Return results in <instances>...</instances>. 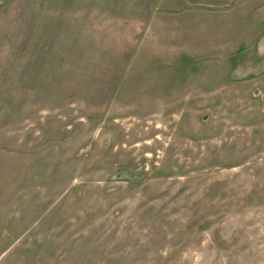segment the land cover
<instances>
[{"label": "rangeland", "instance_id": "obj_1", "mask_svg": "<svg viewBox=\"0 0 264 264\" xmlns=\"http://www.w3.org/2000/svg\"><path fill=\"white\" fill-rule=\"evenodd\" d=\"M166 1L0 0V264H264V23Z\"/></svg>", "mask_w": 264, "mask_h": 264}, {"label": "crops", "instance_id": "obj_2", "mask_svg": "<svg viewBox=\"0 0 264 264\" xmlns=\"http://www.w3.org/2000/svg\"><path fill=\"white\" fill-rule=\"evenodd\" d=\"M92 1L97 2L99 0ZM136 1H141V4H138L143 8L142 14H157L158 9L166 10L175 7L174 5H167L166 0H127V4L125 5L134 8ZM256 2L257 1L242 0L232 5L219 0H198L191 3V5L195 9L193 10L194 12L199 13V15H207L208 20H210L208 21L207 27L213 29L214 32H218L230 39L232 38L231 33L238 31V33L241 32L238 36L240 39H245L250 42L254 40L256 42L260 39V36H258L259 29L257 24H259V22L264 23V0H260L259 3ZM216 17L218 18L217 20ZM260 45L263 46L262 49H264L263 39ZM231 46H235V43ZM234 49L235 47L229 51L232 52ZM262 52L263 57L264 51L262 50Z\"/></svg>", "mask_w": 264, "mask_h": 264}]
</instances>
